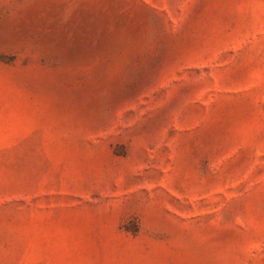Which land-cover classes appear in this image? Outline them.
I'll use <instances>...</instances> for the list:
<instances>
[{
    "label": "rangeland",
    "instance_id": "1",
    "mask_svg": "<svg viewBox=\"0 0 264 264\" xmlns=\"http://www.w3.org/2000/svg\"><path fill=\"white\" fill-rule=\"evenodd\" d=\"M0 264H264V0H0Z\"/></svg>",
    "mask_w": 264,
    "mask_h": 264
}]
</instances>
